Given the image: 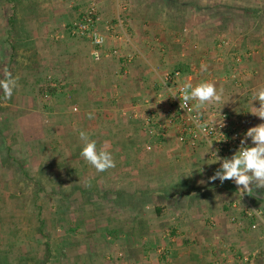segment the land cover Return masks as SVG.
Returning <instances> with one entry per match:
<instances>
[{"label":"crops","instance_id":"obj_1","mask_svg":"<svg viewBox=\"0 0 264 264\" xmlns=\"http://www.w3.org/2000/svg\"><path fill=\"white\" fill-rule=\"evenodd\" d=\"M96 2L98 27L108 33L107 25L119 15V3ZM131 2L141 8L119 15L120 37L109 36L107 41L106 48L117 47L120 55L101 61L92 59L89 41L63 30L72 19L53 31L56 16H4L9 4L0 3V79L4 68L18 78L11 99L5 100L0 90V160L17 158L23 163L34 157L38 166L53 170L54 181L71 184L70 194L110 200L119 211L127 210L115 226H108L132 232L122 242L130 258L122 257L119 264H243L239 252L260 245L264 237L258 240L247 219L241 225L230 220L226 189L234 181H209L217 170L207 148H189L172 133L148 135L143 120L164 91L166 73L179 69L192 73L198 83L211 81L223 89L222 101L209 107L226 109L246 130L264 123L250 113L253 106L259 107L253 101L255 91L264 86V0H182L180 18L174 10L158 11L159 4L152 0H130L129 6ZM113 3L112 12L107 8ZM177 19L181 29L165 32L182 40V55L198 41V67L187 60L181 69L173 66L170 51L156 36L162 29L158 24ZM125 54L132 55L130 61L125 62ZM202 64L207 71L201 70ZM49 69L56 88H48ZM40 78L44 83H35ZM46 89L51 98L61 95L68 104L46 112L37 101L38 92ZM80 131L95 140L98 149L111 152L115 167L97 172L81 158ZM123 199L127 205L112 201ZM156 245L167 253L154 249ZM137 250L140 259H133L131 251ZM261 259H253V264H264Z\"/></svg>","mask_w":264,"mask_h":264},{"label":"rangeland","instance_id":"obj_2","mask_svg":"<svg viewBox=\"0 0 264 264\" xmlns=\"http://www.w3.org/2000/svg\"><path fill=\"white\" fill-rule=\"evenodd\" d=\"M90 1L97 0H0V3L9 4L6 11L2 12L4 16L12 15L17 19L37 14L49 15L53 18L56 16L55 20H57L52 27L57 29L59 24L73 19ZM123 1H127L128 4L130 2V0H117V3L121 4ZM14 2L17 5L12 12L10 7ZM152 2L159 4L158 11L167 13L174 10L176 17H181L182 0H152ZM132 4L128 5V11L124 13L120 11L118 5L119 13L129 14L132 11L136 13L141 8V5ZM107 9L113 12L114 3ZM178 21L181 22L177 19L172 23L158 24L162 29L156 36H160L165 49L170 51L169 57L171 61H175L173 66L175 64L186 66L187 60L188 63H194L193 66L198 67L199 58L202 57L199 55L201 46L198 41L191 42L189 53L182 55V40L177 41V38L165 32L172 25L180 30L183 23ZM155 24L157 23L153 22L152 28ZM190 44L188 43L187 46ZM45 73L46 81L47 76L52 77L54 74L50 69ZM40 82L44 83V79L40 78L35 83ZM44 91L38 92L37 101L46 112H54L55 109L68 104L61 95L55 94L51 98V92L47 89L48 96H43ZM31 158L33 159L23 163L17 158L10 161L0 160V180H2L0 181V264H119L122 257L130 258L122 242L129 239L128 235L132 232L108 229L109 225L115 226L113 224L117 223L120 217H124L123 214L127 210L119 211V208L109 204L110 200L89 199L84 193L82 196H77V193L70 194L72 189L70 183L54 181L50 173L53 170L48 166H38L39 160ZM226 193L229 200L235 199L238 196L237 185L228 184ZM250 194L246 193L251 197L248 200L261 210V220L247 216L244 218L249 225L251 222L258 223L252 230L259 240L264 237V189L253 187L254 196ZM112 201L115 204L120 201L121 204L127 203L124 199ZM98 202L102 205L94 206ZM168 231L171 236L178 234L172 230ZM253 241L256 243L255 239ZM158 246L156 245L154 249L160 248ZM251 247L249 250L239 252V256L251 254L255 262L256 260L260 262L264 257V241H261L260 245ZM144 251L148 253L149 248H145ZM131 252L133 259H140L138 250Z\"/></svg>","mask_w":264,"mask_h":264},{"label":"built area","instance_id":"obj_3","mask_svg":"<svg viewBox=\"0 0 264 264\" xmlns=\"http://www.w3.org/2000/svg\"><path fill=\"white\" fill-rule=\"evenodd\" d=\"M127 1L119 4V9L122 13L128 11ZM128 14V13H126ZM119 15H121L119 13ZM118 15L115 23L107 25V32H102L98 27L100 16L97 9V2L90 1L78 14L68 23L64 25L63 30L72 37H79L89 41L92 44V53H99V60L93 55L94 61H101L106 56H119L120 49L117 47L107 49L108 37L118 39L120 34L117 32V27H122L121 17ZM119 34V35H118ZM97 36L102 38L100 43H97ZM132 55L125 54L124 60L130 61ZM192 73L181 72L179 69L166 73L164 77V91L157 94L158 101L148 113L144 116L146 133L153 135L154 133L161 136H166L172 133L175 141L189 148L200 149L207 148L208 158L215 162V154L220 158H231L233 154L241 146V140L245 138L246 128L238 121L234 120L231 114L226 109L211 108L207 106L202 110L200 122L205 124L204 133L197 127L193 117L197 116L196 111L187 112L186 109L180 108L179 96L181 95L180 88L186 81H191L193 86L198 84L195 81ZM234 77V75L232 76ZM48 86L57 87V82L51 76H47ZM43 96L47 97L48 92L45 90ZM196 102H190V107H193ZM73 107V110H76ZM212 144L210 148V144ZM249 146V138L246 140ZM146 149H151V145L146 144ZM216 170L220 168V162L214 163ZM236 199L228 201L226 208L229 213V218L232 222L242 224L244 216L261 220V210L251 204L245 193L241 196L238 191ZM257 222H251L250 229L257 227ZM169 234V231H167ZM170 235V234H169ZM160 253L166 254L167 250L158 248ZM243 264H253V255L244 254L239 257Z\"/></svg>","mask_w":264,"mask_h":264},{"label":"clouds","instance_id":"obj_4","mask_svg":"<svg viewBox=\"0 0 264 264\" xmlns=\"http://www.w3.org/2000/svg\"><path fill=\"white\" fill-rule=\"evenodd\" d=\"M102 38L97 36V43ZM92 55L99 60V53L93 52ZM202 71H207V65H201ZM3 79H0V90L3 92L5 100L11 99L17 79L7 69H3ZM181 95L173 94L171 96L180 98V108L187 112L196 111L197 116L193 117L197 127L204 133L205 124L200 122L202 110L208 105L222 101L223 89H217L215 83L211 81H202L195 86L191 81H186L180 88ZM195 101L193 107L190 102ZM253 101L259 102V107H252L251 114L264 120V86L259 87L253 96ZM88 118L93 119V113H88ZM79 138L82 141V150L80 156L88 164L95 168L97 172H104L115 167V161L111 152L106 147L97 148V142L91 140L86 132L80 131ZM250 138L253 146H248L246 140ZM213 143L210 144V148ZM215 154V162H220V168L209 177V181L217 179L223 183L226 180H232L238 187L242 196L244 193H251L255 189H264V123L250 127L245 133V138L241 140V146L231 158H220Z\"/></svg>","mask_w":264,"mask_h":264},{"label":"trees","instance_id":"obj_5","mask_svg":"<svg viewBox=\"0 0 264 264\" xmlns=\"http://www.w3.org/2000/svg\"><path fill=\"white\" fill-rule=\"evenodd\" d=\"M16 5H17L16 2H14V3L11 5L10 9H12V12L15 10ZM179 20H180V19H179ZM178 23H181V22L178 21ZM171 27H172L173 30H178V29L174 28L173 25H172ZM179 68H180V66H179ZM180 69H181V68H180ZM49 90H50V89H49Z\"/></svg>","mask_w":264,"mask_h":264}]
</instances>
